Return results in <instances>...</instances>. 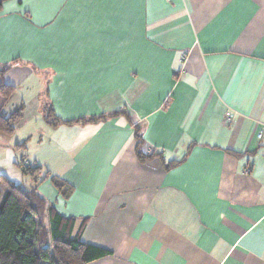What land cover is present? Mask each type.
Segmentation results:
<instances>
[{
	"label": "crops",
	"instance_id": "crops-1",
	"mask_svg": "<svg viewBox=\"0 0 264 264\" xmlns=\"http://www.w3.org/2000/svg\"><path fill=\"white\" fill-rule=\"evenodd\" d=\"M8 64L3 111L33 81L59 143L21 186L110 253L88 264H264V0H8Z\"/></svg>",
	"mask_w": 264,
	"mask_h": 264
},
{
	"label": "trees",
	"instance_id": "trees-1",
	"mask_svg": "<svg viewBox=\"0 0 264 264\" xmlns=\"http://www.w3.org/2000/svg\"><path fill=\"white\" fill-rule=\"evenodd\" d=\"M6 1L0 0V11ZM11 66H0V98L3 100L0 106V135L7 136L13 135L23 118L22 107L9 113L3 111L4 104L14 93V88L3 80ZM99 119L104 120L105 117L87 121ZM134 130L139 146V128ZM137 156L142 161L145 159L141 153ZM171 165L173 163H169ZM39 172L38 167L20 166V173L25 177L35 179ZM50 183L61 198L68 199L72 188L67 183L55 177L50 178ZM73 226L74 220L60 215L37 194L36 188H25L0 175V264H88L110 255L106 250L81 242L79 236L73 235Z\"/></svg>",
	"mask_w": 264,
	"mask_h": 264
},
{
	"label": "rangeland",
	"instance_id": "rangeland-1",
	"mask_svg": "<svg viewBox=\"0 0 264 264\" xmlns=\"http://www.w3.org/2000/svg\"><path fill=\"white\" fill-rule=\"evenodd\" d=\"M27 83L19 90V95L15 97L16 101L22 100L24 104L23 118L20 124L16 127L11 139H8L9 136L7 135H0V175L6 176L19 185L29 181V178L21 175L20 166L24 167L31 164L30 155L33 156L34 153L38 152L36 157L43 159V156H49L50 152H53V155H57L59 152V143L46 135L52 134L54 130L49 129L50 131H47V127L43 124V115L38 112V107L41 105L39 106L37 99L32 98L33 81ZM2 102L3 100L0 98V105ZM44 132L45 136L42 137ZM40 137L41 141L38 140ZM19 143L21 146L16 148L15 144ZM39 144H41L42 149H35Z\"/></svg>",
	"mask_w": 264,
	"mask_h": 264
},
{
	"label": "built area",
	"instance_id": "built-area-1",
	"mask_svg": "<svg viewBox=\"0 0 264 264\" xmlns=\"http://www.w3.org/2000/svg\"><path fill=\"white\" fill-rule=\"evenodd\" d=\"M226 122L227 123H230L231 122V116H227V118H226ZM261 137V135L259 134L258 135V138H260Z\"/></svg>",
	"mask_w": 264,
	"mask_h": 264
}]
</instances>
